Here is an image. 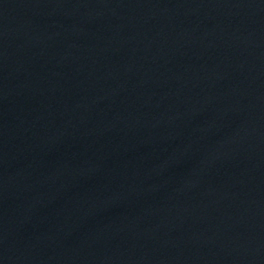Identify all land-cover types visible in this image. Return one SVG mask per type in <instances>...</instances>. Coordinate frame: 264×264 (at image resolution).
Masks as SVG:
<instances>
[{"label": "water", "instance_id": "1", "mask_svg": "<svg viewBox=\"0 0 264 264\" xmlns=\"http://www.w3.org/2000/svg\"><path fill=\"white\" fill-rule=\"evenodd\" d=\"M0 264H264V0H0Z\"/></svg>", "mask_w": 264, "mask_h": 264}]
</instances>
